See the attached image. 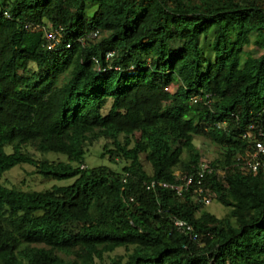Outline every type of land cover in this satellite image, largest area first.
<instances>
[{
  "label": "trees",
  "instance_id": "obj_1",
  "mask_svg": "<svg viewBox=\"0 0 264 264\" xmlns=\"http://www.w3.org/2000/svg\"><path fill=\"white\" fill-rule=\"evenodd\" d=\"M54 30L62 37L48 50ZM250 44L262 53L243 62ZM206 94L209 105L192 102ZM258 121L264 0H0V264H264V174L233 165ZM197 136L228 168L226 184L209 181L227 218L192 193L146 190L196 168ZM99 142L114 168L81 170ZM23 165L74 181L45 191L1 182Z\"/></svg>",
  "mask_w": 264,
  "mask_h": 264
},
{
  "label": "built area",
  "instance_id": "obj_2",
  "mask_svg": "<svg viewBox=\"0 0 264 264\" xmlns=\"http://www.w3.org/2000/svg\"><path fill=\"white\" fill-rule=\"evenodd\" d=\"M47 39V49H53L59 40L61 39L60 30H54L45 32ZM97 34H92V37H96ZM113 57V53H109L107 58ZM193 103L204 102L209 105L210 95H196L192 98ZM225 126V123L217 124L218 128ZM244 141V149L242 152H238L234 157L233 165L241 168L247 172L254 174H264V126L261 121L257 124L251 122L247 129L242 134ZM214 160L202 159L194 170L189 173L177 172L176 182L169 183L165 181H152L147 183L146 190L153 191L157 189H164L172 191L177 197L182 198L186 193H192L195 198L202 204L203 207H208L213 204L215 193L209 185L211 179H215L218 182L226 184L227 170L228 168H220L213 166ZM87 165H81L80 169H87ZM175 228L187 235L192 241L199 242L200 235L195 231L194 227L177 218H174Z\"/></svg>",
  "mask_w": 264,
  "mask_h": 264
},
{
  "label": "rangeland",
  "instance_id": "obj_3",
  "mask_svg": "<svg viewBox=\"0 0 264 264\" xmlns=\"http://www.w3.org/2000/svg\"><path fill=\"white\" fill-rule=\"evenodd\" d=\"M94 9L89 10V16L91 17L93 15ZM211 40L206 43V48L210 50L209 44ZM262 51L255 46L254 44L247 45L245 47V54L243 55V62L246 60H253L260 56ZM205 59L209 61H213L214 55L212 52L207 51L205 54ZM21 66V64H20ZM177 89V86H170L165 90V92L174 93ZM110 108V104L108 103L105 107L104 113H107V111ZM194 145L196 148V151L198 154L202 157L204 160H215L218 157V148L213 143V141L207 139L205 136H197L194 140ZM8 150V148H6ZM31 152L37 156V158L42 159L46 157L50 161H65L66 157L63 155H56L53 153H50L46 156H43L39 153H36L35 151L31 150ZM103 152V144L102 142L96 143L94 146H92L89 150V152L85 156V163L88 168H95L98 166H112L111 162L107 158H102L101 153ZM142 163L148 173H151L153 168L150 163L146 162L145 156H141ZM184 159H188L187 153L184 154ZM122 164L120 163V168ZM114 168V167H113ZM74 180H65V181H53V180H47L39 176L35 173V169L28 166L23 165L14 168L12 171L6 173L3 178L1 179V182L6 185L7 187H15L23 191H45L48 189H51L52 187L59 185H70L73 183ZM203 210H206L210 212L211 214L215 215L216 217L223 219L230 216L231 209L223 206L222 204L218 203L215 199L213 200V204L204 207ZM126 251L124 249L117 250L113 256L116 255H124Z\"/></svg>",
  "mask_w": 264,
  "mask_h": 264
}]
</instances>
